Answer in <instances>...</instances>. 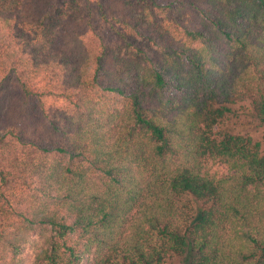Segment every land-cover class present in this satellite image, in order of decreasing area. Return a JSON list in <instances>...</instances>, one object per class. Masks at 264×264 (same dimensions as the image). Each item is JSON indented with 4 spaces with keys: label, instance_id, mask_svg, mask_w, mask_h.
<instances>
[{
    "label": "trees",
    "instance_id": "16d2710c",
    "mask_svg": "<svg viewBox=\"0 0 264 264\" xmlns=\"http://www.w3.org/2000/svg\"><path fill=\"white\" fill-rule=\"evenodd\" d=\"M261 130L264 0H0V264H264Z\"/></svg>",
    "mask_w": 264,
    "mask_h": 264
},
{
    "label": "rangeland",
    "instance_id": "374dc122",
    "mask_svg": "<svg viewBox=\"0 0 264 264\" xmlns=\"http://www.w3.org/2000/svg\"><path fill=\"white\" fill-rule=\"evenodd\" d=\"M94 27H95L96 31L100 32L101 34H104L105 29H104V27L100 23H98L97 21H95ZM260 134H262L263 135V138H264V130H261ZM215 167L218 168L219 170H221L222 173H226L227 172V170L225 168H223L222 166H220V165H217Z\"/></svg>",
    "mask_w": 264,
    "mask_h": 264
}]
</instances>
